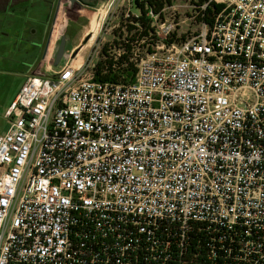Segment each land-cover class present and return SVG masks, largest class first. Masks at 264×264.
<instances>
[{
  "label": "built area",
  "instance_id": "2783aa9c",
  "mask_svg": "<svg viewBox=\"0 0 264 264\" xmlns=\"http://www.w3.org/2000/svg\"><path fill=\"white\" fill-rule=\"evenodd\" d=\"M109 2L6 113L0 264H264V0Z\"/></svg>",
  "mask_w": 264,
  "mask_h": 264
},
{
  "label": "rangeland",
  "instance_id": "374dc122",
  "mask_svg": "<svg viewBox=\"0 0 264 264\" xmlns=\"http://www.w3.org/2000/svg\"><path fill=\"white\" fill-rule=\"evenodd\" d=\"M106 3H110L109 0H100L95 6L96 8L94 10H90L88 13L87 21L80 20L76 24L72 22L69 27L66 25L70 18L67 17L65 13L61 14L63 23L60 33H62L64 30H67L68 33L66 36L69 38L67 46V50H69L67 51V59L75 58L80 53L82 55V59H85L92 49L98 43H100L101 40L111 41L114 39V36L120 35V33L115 30L116 28H114L116 21L118 22V19L120 18L119 13L111 10V12H109L106 24L101 26V30L93 42L87 44L90 38H88V41H86L85 39L87 37L84 36V34L80 38L75 37V34L79 31L84 30L85 32L86 28L90 24L91 16L97 11L104 9L106 7ZM57 10L58 3L56 0H33L31 3L29 2L25 5H22L21 7H18L15 13L4 15L0 14V32L6 34V31L11 30L10 34L17 36V33L21 32L22 30H26L25 25L30 23V27L35 26L33 31L35 30V34L40 36V40L41 38L42 41L46 40L49 34L48 32L51 30L52 26L54 29V18ZM61 17L59 15L57 20H59ZM188 27H190L191 32L198 29V26L191 21H187L184 29ZM183 33L184 32H182V34ZM58 37L57 39H53V41H55L53 46L56 53L59 47ZM6 38L7 37L0 34V134L5 133L10 126L9 121L5 116V110L8 108L12 100L19 93L20 89L25 83L23 74L30 65L29 59L31 57L27 51H22L21 53L19 49L16 51L14 46L11 43H8L9 40ZM84 46H86L85 49H83ZM74 51H76V54L74 57H71ZM62 63H64V61H62Z\"/></svg>",
  "mask_w": 264,
  "mask_h": 264
},
{
  "label": "crops",
  "instance_id": "0c3cea01",
  "mask_svg": "<svg viewBox=\"0 0 264 264\" xmlns=\"http://www.w3.org/2000/svg\"><path fill=\"white\" fill-rule=\"evenodd\" d=\"M32 1L33 0H0V14L4 15V14H9V13H15L18 7H21L22 5H25L29 2L31 3ZM56 1L58 3V0H56ZM65 9L60 10V14H59L60 17H61V14L65 12ZM89 12H90L89 9L81 8L78 11V16L82 17L83 21H87ZM97 13H98V11L91 16L90 24L86 28L85 32H84V30H81L78 33H76L77 35L74 32L76 38L82 37L83 34H84V36H87L91 33V31L93 29L92 25L94 26V23H95V20L97 17ZM62 23H63L62 17L56 21L55 26H54L53 35H52L53 38L51 40L52 43L55 42V41H53V39H57V37L59 36L60 30L62 27ZM71 23L72 22L69 20V22H67L66 26L69 27ZM29 24L30 23H27L25 25L26 30H22L21 32H18L17 36L11 35L10 34L11 30L6 31V34H3L2 32H0V34L2 36L7 37L6 39L9 40L8 43H11L14 46V49L16 51L18 49L20 50V53L22 51H27V53L31 55V57L29 59L30 65L27 68V70L25 71V73L23 74L25 81L27 80V78L30 75L36 74V73L41 72V71L43 72L45 70L43 59L46 55V51H47L48 47L51 45V43L48 42V39H49L51 32H52V29H53V26H52L51 30L48 32L49 33L48 37L46 38V40L42 41V38L40 40V36H37L35 34V30L33 31L35 26L30 27ZM85 26H84V28H85ZM91 27H92V29H91ZM30 34H32L33 36ZM17 95L15 96V98L17 97ZM15 98L12 100V102L10 103L8 108L5 110V116H6L7 111L9 110L11 104L15 100Z\"/></svg>",
  "mask_w": 264,
  "mask_h": 264
},
{
  "label": "trees",
  "instance_id": "16d2710c",
  "mask_svg": "<svg viewBox=\"0 0 264 264\" xmlns=\"http://www.w3.org/2000/svg\"><path fill=\"white\" fill-rule=\"evenodd\" d=\"M146 3L149 5L150 8H152L154 11H159L164 4L166 3V0H146ZM142 8V14L143 16L140 17L139 21L143 24V27L146 28V32H144L145 34H147L148 29L150 30V19H147L145 17L146 11L144 9L143 6H141ZM217 9H219V7H217ZM209 12H211V10H209ZM212 22V20L210 21V23ZM147 25V26H146ZM101 72V66H98V81H102V82H118V80L116 79V76L112 77L110 74H112L113 71H110L109 75H100L99 73ZM135 72L136 69L131 66L130 68L124 70V73L126 74L127 79V83L128 82H132L134 80V76H135Z\"/></svg>",
  "mask_w": 264,
  "mask_h": 264
},
{
  "label": "flooded vegetation",
  "instance_id": "af4514ba",
  "mask_svg": "<svg viewBox=\"0 0 264 264\" xmlns=\"http://www.w3.org/2000/svg\"><path fill=\"white\" fill-rule=\"evenodd\" d=\"M79 1V5L78 6H76L75 8H71L70 7V2L68 1V0H62L61 1V5H60V7L58 6V10H57V12H56V15H55V18H54V22L56 23V20H57V18H58V16H59V13H60V10L61 9H65V14L67 15V17H69L70 19V21L71 22H73V23H77V22H79L80 20H83V18L82 17H80V16H78V11H79V9H81V8H86V9H89V10H94V8H95V6H96V4L100 1H97V2H95V3H90V2H88L87 0H78ZM58 2H59V0H58ZM69 20H68V22H69ZM54 24V23H53ZM53 31H54V29L52 30V32H51V35H50V37H49V39H48V42L49 43H51V40H52V35H53ZM68 33V31L67 30H64L62 33H60L59 34V37H58V39H59V44H60V42H61V39H62V37L64 36V35H66ZM69 51V50H68Z\"/></svg>",
  "mask_w": 264,
  "mask_h": 264
},
{
  "label": "bare ground",
  "instance_id": "6f19581e",
  "mask_svg": "<svg viewBox=\"0 0 264 264\" xmlns=\"http://www.w3.org/2000/svg\"><path fill=\"white\" fill-rule=\"evenodd\" d=\"M108 8H109V6H106L104 9H101L100 11H98L97 17H96V20H95V23H94V26H93V29H92L91 33L86 36L87 38L85 39L86 41H88L87 39L90 38L87 44L93 42V40L95 39V37L99 34V32L101 30V26L103 25V21H104V19L107 16ZM85 48H86V46L83 47V49H85ZM78 49H80V48H78ZM74 61H75V66H79L80 65V63L82 62V55H81V53L76 56V58H75Z\"/></svg>",
  "mask_w": 264,
  "mask_h": 264
},
{
  "label": "water",
  "instance_id": "95a60500",
  "mask_svg": "<svg viewBox=\"0 0 264 264\" xmlns=\"http://www.w3.org/2000/svg\"><path fill=\"white\" fill-rule=\"evenodd\" d=\"M61 1L62 0H59L58 2V6L60 7L61 5ZM70 2V7L71 8H75L76 6L79 5V1L78 0H68ZM88 2L90 3H95L99 0H87ZM68 40L69 38L64 35L61 39V42L59 44V47H58V50H57V53H56V57H55V66H58V65H61L62 64V61L64 60L65 58V55L67 54V46H68ZM76 54V51L73 52L72 56L74 57Z\"/></svg>",
  "mask_w": 264,
  "mask_h": 264
}]
</instances>
